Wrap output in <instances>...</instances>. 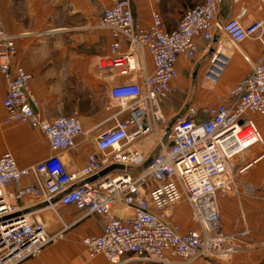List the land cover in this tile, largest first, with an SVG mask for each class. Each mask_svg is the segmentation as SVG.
Masks as SVG:
<instances>
[{"label":"built area","instance_id":"2783aa9c","mask_svg":"<svg viewBox=\"0 0 264 264\" xmlns=\"http://www.w3.org/2000/svg\"><path fill=\"white\" fill-rule=\"evenodd\" d=\"M108 1L99 26L109 30L113 42L111 55L99 60V70L124 65L136 70L138 49L149 54L155 70L142 83L110 89V100L103 105L115 110L109 119L115 125L98 135V152L90 154L76 171L65 167L62 153L76 148L77 138L87 131L77 115H61L52 121L43 117L40 102L31 92L32 75L13 65L17 38L5 30L0 10V71L9 83L3 125L26 124L41 131L53 154L25 168L19 167L11 153L0 157V264L37 258L68 229L50 235L45 223L32 216L30 206L22 204L26 199L46 209L60 204L87 216H102L100 236L88 235L83 241L88 259L103 255L109 264H126L130 257L154 264H188L210 256L225 259L238 252L240 240L250 237L246 221L243 231L225 232L218 192L264 196V186L235 178L232 163L252 146L264 145L258 123L249 117L264 116V63L251 65V72L230 97L213 107L190 105L183 116L168 122L161 104L179 78L178 59L184 55L194 60L200 51L198 40L211 44L214 29L225 36L216 41L205 74L212 88L231 63L228 51L238 50L242 41L259 32L263 22L244 26L239 17L220 23L221 0H206L186 11L173 31H165L157 12L152 13V25L142 29L134 19L132 0ZM123 43L128 51L121 54ZM123 115L125 119H119ZM261 157L264 154L253 163ZM28 177L34 182L20 187ZM11 185L19 187L10 190ZM182 202L191 208L198 229L184 231L178 223L177 206ZM119 204L131 213L117 215L114 208ZM254 246L246 241L244 249Z\"/></svg>","mask_w":264,"mask_h":264},{"label":"crops","instance_id":"0c3cea01","mask_svg":"<svg viewBox=\"0 0 264 264\" xmlns=\"http://www.w3.org/2000/svg\"><path fill=\"white\" fill-rule=\"evenodd\" d=\"M205 1L132 0L134 19L140 28L148 29L153 22L152 13L157 12L163 19L165 31H173L187 9ZM108 5V0H4L0 6L5 30L17 38L18 54L13 65L24 68L32 75L31 92L40 102L39 111L43 117L52 121L61 115H77L87 131L86 135L77 138L76 148L62 153L65 167L70 171L80 170L88 156L98 152V135L115 125L113 120L109 121L115 110L108 111L103 105L110 100V89L124 83H142L144 77L155 70L152 58L142 49L136 50V70H128L126 65L109 67L102 72L99 70V60L111 55L110 45L113 42L109 30L99 26ZM243 10L245 13L241 14ZM239 17L244 26L262 21V28L242 41L238 50L228 51L231 63L212 91L206 86L205 74L216 41L225 38L223 33L214 29L215 40L211 44L198 40L200 51L194 60L184 55L178 59L179 78L172 84V94L161 104L168 122L183 116L190 105L208 108L227 100L232 89L251 72V65L264 63V0H221L217 17L220 23ZM120 50L121 54L126 53L127 44L123 43ZM8 86V79L0 71V157L11 153L20 168L31 167L53 154L41 131L26 124L3 125L7 117L3 102ZM180 98L185 100L182 107L176 109L175 102ZM125 116L119 119H125ZM249 117L264 129V116L257 114ZM262 159L264 157L258 162ZM244 160L241 156L236 157L232 162L234 169L240 171L251 163L243 165ZM263 167L260 165L253 175L238 177L239 182L259 186L256 176ZM33 182V177L25 178L20 187ZM18 187L11 185L10 190H17ZM218 193L225 232L243 231L245 221L251 230L250 237L238 242V252L229 257V264H259L264 259V247L248 250L243 247L246 241L253 240L256 244L264 241V196L237 195L232 190ZM22 204L30 206L32 216L45 223L50 235L68 227L61 240L47 246L37 258L22 264H109L103 255L88 259L83 241L88 235L100 236L104 227L102 216H87L72 206L60 204L54 209H46L43 205H36L32 199H26ZM177 209L179 220L182 209ZM114 211L121 217L131 213L122 204L117 205ZM126 260V264H149L132 257Z\"/></svg>","mask_w":264,"mask_h":264},{"label":"rangeland","instance_id":"374dc122","mask_svg":"<svg viewBox=\"0 0 264 264\" xmlns=\"http://www.w3.org/2000/svg\"><path fill=\"white\" fill-rule=\"evenodd\" d=\"M197 5H199V4H196L195 6H197ZM195 6L190 8V9L195 8ZM190 9H187L186 11H188ZM206 86L209 88L210 91L213 90L209 85H206ZM184 100L185 99H183V98H180V99L176 100V102H175L176 103L175 104L176 109H180L182 107ZM260 131H261V133L264 136V129L261 126H260ZM263 154H264V145H261L260 143H258L257 145L252 146L251 149L247 153H243V155H241V159H243V160L245 159L243 161V165L245 163L247 164L249 162L253 163L252 162L253 159H255L258 156H262ZM260 165L264 166V159L259 161L258 164H255L253 167H251L250 169L245 171L243 174H240V172L237 171V169H234L235 170L234 171L235 178H237V180H238V177H241L244 174H248V175L252 174L253 175L254 170H256ZM261 171L262 172H260L259 175H257L256 177L258 179V184L260 183L261 186H264V167H263V170H261ZM178 207H180L182 209V215H181V218L179 220H177V221H178V223L181 224L183 230L187 231V230H189L191 228H195V227L198 229L199 227L195 223L192 222L191 208H189L188 203L182 202L181 204H179L177 206V208ZM252 242L254 243L255 241L252 240ZM254 244H255V246L253 248L264 247V241H262V240H261V243H257V244L254 243ZM244 248L245 247H243V249ZM250 249H252V248H250ZM244 250H246V249H244ZM229 260H230L229 258L221 259V258H218V257L210 256V257H206V258H203V259H200V260L194 261L192 263H188V264H229ZM149 264H154V263H149ZM259 264H264V259L261 260V262Z\"/></svg>","mask_w":264,"mask_h":264},{"label":"water","instance_id":"95a60500","mask_svg":"<svg viewBox=\"0 0 264 264\" xmlns=\"http://www.w3.org/2000/svg\"><path fill=\"white\" fill-rule=\"evenodd\" d=\"M116 168V167H113V169ZM112 170V169H111Z\"/></svg>","mask_w":264,"mask_h":264},{"label":"bare ground","instance_id":"6f19581e","mask_svg":"<svg viewBox=\"0 0 264 264\" xmlns=\"http://www.w3.org/2000/svg\"><path fill=\"white\" fill-rule=\"evenodd\" d=\"M258 162V161H257Z\"/></svg>","mask_w":264,"mask_h":264}]
</instances>
